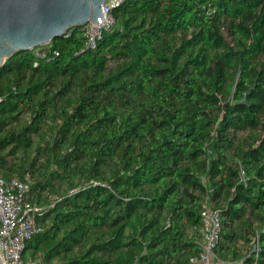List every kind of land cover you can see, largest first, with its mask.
<instances>
[{
    "label": "trees",
    "instance_id": "obj_1",
    "mask_svg": "<svg viewBox=\"0 0 264 264\" xmlns=\"http://www.w3.org/2000/svg\"><path fill=\"white\" fill-rule=\"evenodd\" d=\"M0 67V174L30 182L25 264H264V0H125Z\"/></svg>",
    "mask_w": 264,
    "mask_h": 264
},
{
    "label": "built area",
    "instance_id": "obj_2",
    "mask_svg": "<svg viewBox=\"0 0 264 264\" xmlns=\"http://www.w3.org/2000/svg\"><path fill=\"white\" fill-rule=\"evenodd\" d=\"M125 0H107L104 17L98 22L86 23L82 30L87 45L95 46L103 31L116 25L113 9ZM30 182L17 176L6 178L0 174V256L3 264H25L26 242L42 230L36 223V206L29 196ZM222 227L221 214L205 205L202 211V242L199 254L192 260L200 264H230L221 259L215 247Z\"/></svg>",
    "mask_w": 264,
    "mask_h": 264
},
{
    "label": "water",
    "instance_id": "obj_3",
    "mask_svg": "<svg viewBox=\"0 0 264 264\" xmlns=\"http://www.w3.org/2000/svg\"><path fill=\"white\" fill-rule=\"evenodd\" d=\"M106 1L0 0V67L20 51L42 48L72 29L98 22Z\"/></svg>",
    "mask_w": 264,
    "mask_h": 264
},
{
    "label": "rangeland",
    "instance_id": "obj_4",
    "mask_svg": "<svg viewBox=\"0 0 264 264\" xmlns=\"http://www.w3.org/2000/svg\"><path fill=\"white\" fill-rule=\"evenodd\" d=\"M49 43H50V42H49ZM49 43H48V44H49ZM38 49H39V48H37L36 50H38Z\"/></svg>",
    "mask_w": 264,
    "mask_h": 264
},
{
    "label": "crops",
    "instance_id": "obj_5",
    "mask_svg": "<svg viewBox=\"0 0 264 264\" xmlns=\"http://www.w3.org/2000/svg\"><path fill=\"white\" fill-rule=\"evenodd\" d=\"M230 264H232V263H230Z\"/></svg>",
    "mask_w": 264,
    "mask_h": 264
}]
</instances>
